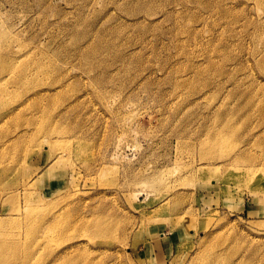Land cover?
I'll list each match as a JSON object with an SVG mask.
<instances>
[{
  "label": "rangeland",
  "instance_id": "rangeland-1",
  "mask_svg": "<svg viewBox=\"0 0 264 264\" xmlns=\"http://www.w3.org/2000/svg\"><path fill=\"white\" fill-rule=\"evenodd\" d=\"M61 263L264 264V0H0V264Z\"/></svg>",
  "mask_w": 264,
  "mask_h": 264
},
{
  "label": "bare ground",
  "instance_id": "bare-ground-1",
  "mask_svg": "<svg viewBox=\"0 0 264 264\" xmlns=\"http://www.w3.org/2000/svg\"><path fill=\"white\" fill-rule=\"evenodd\" d=\"M75 263V262H74ZM61 264H64V263H61Z\"/></svg>",
  "mask_w": 264,
  "mask_h": 264
}]
</instances>
